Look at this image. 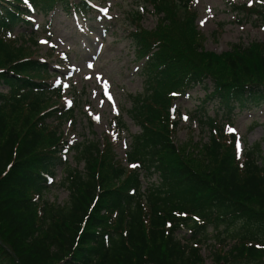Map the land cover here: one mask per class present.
<instances>
[{"label":"trees","instance_id":"16d2710c","mask_svg":"<svg viewBox=\"0 0 264 264\" xmlns=\"http://www.w3.org/2000/svg\"><path fill=\"white\" fill-rule=\"evenodd\" d=\"M90 3L0 0V87L7 89L0 92V264H205L198 246L223 232L236 244L219 252L217 264H264V247L256 244L264 243L261 144L238 160L236 136L204 113L200 120L221 132L191 155L174 142L177 123L168 111L174 97L197 86L204 103H216L228 118L261 108L264 45L206 51L192 0H151L158 26H138L133 34L147 84L146 98L132 110L141 132L126 162L110 143L100 149L91 142L77 147L85 170L71 169L67 143L47 121L72 119L74 111L42 113L47 94L59 96L60 89L48 83L47 65L9 36L31 25L28 6L45 15L62 9L86 16ZM58 168L70 192L64 206L44 200ZM144 174L158 177L146 191ZM180 227L190 235L179 237Z\"/></svg>","mask_w":264,"mask_h":264},{"label":"rangeland","instance_id":"374dc122","mask_svg":"<svg viewBox=\"0 0 264 264\" xmlns=\"http://www.w3.org/2000/svg\"><path fill=\"white\" fill-rule=\"evenodd\" d=\"M192 1V8L198 13L195 23L202 34L200 42L206 51L224 54L237 43L264 45V0ZM90 5L93 12L86 16L67 14L62 9L49 15L30 13L28 20L32 27L24 29L18 25L9 36L17 46L23 43L33 54L30 58L46 64L51 75L48 83L60 87L59 96L47 94L49 100L42 104V113L61 107L74 111L71 120L55 117L47 124L66 141L64 154L70 168L81 171L85 170V162L78 159L77 147L86 148L91 142L100 149H106L105 145L110 143L116 157L127 161L126 153L142 129L132 110L146 98L147 87L142 69L144 60L138 58L133 34L138 26L148 31L158 26L151 0H91ZM237 9L240 11L236 12ZM31 35H35L34 40H30ZM3 91L7 89L0 87V92ZM205 96L203 88L197 86L171 101L169 119L170 123H177L171 129L178 146L185 148L186 153L198 155V148L208 144L212 135H220L221 131H213L200 120L206 121V116L221 123L224 133L236 134L238 160L243 161L244 154L257 143L264 152V105L250 111L236 110L228 118L216 103L205 104ZM201 162L205 163L203 159ZM65 174L64 168H58L44 200L62 206L69 203L70 192L62 184ZM157 180L158 177L149 179L144 174L143 188ZM190 233L180 227L177 234L182 238ZM213 234L209 241L198 246L205 264H217L219 252H228L236 244L225 232ZM256 244L264 247V243Z\"/></svg>","mask_w":264,"mask_h":264},{"label":"snow or ice","instance_id":"6c2138e0","mask_svg":"<svg viewBox=\"0 0 264 264\" xmlns=\"http://www.w3.org/2000/svg\"><path fill=\"white\" fill-rule=\"evenodd\" d=\"M96 119L99 120L100 118L97 116ZM185 119H187V117H185ZM229 131H235V130L234 129H229Z\"/></svg>","mask_w":264,"mask_h":264}]
</instances>
